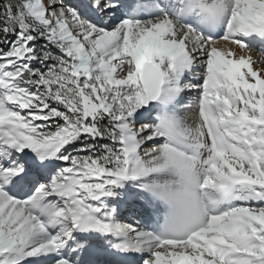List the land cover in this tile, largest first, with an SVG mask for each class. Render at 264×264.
Segmentation results:
<instances>
[{
    "label": "snow or ice",
    "instance_id": "6c2138e0",
    "mask_svg": "<svg viewBox=\"0 0 264 264\" xmlns=\"http://www.w3.org/2000/svg\"><path fill=\"white\" fill-rule=\"evenodd\" d=\"M264 0H0V264H264Z\"/></svg>",
    "mask_w": 264,
    "mask_h": 264
},
{
    "label": "bare ground",
    "instance_id": "6f19581e",
    "mask_svg": "<svg viewBox=\"0 0 264 264\" xmlns=\"http://www.w3.org/2000/svg\"><path fill=\"white\" fill-rule=\"evenodd\" d=\"M252 55L257 60V64L254 66H264V62H261V60H260L261 55H262L261 52L258 53V52L252 51Z\"/></svg>",
    "mask_w": 264,
    "mask_h": 264
},
{
    "label": "rangeland",
    "instance_id": "374dc122",
    "mask_svg": "<svg viewBox=\"0 0 264 264\" xmlns=\"http://www.w3.org/2000/svg\"><path fill=\"white\" fill-rule=\"evenodd\" d=\"M253 51L260 53V51L258 49H253Z\"/></svg>",
    "mask_w": 264,
    "mask_h": 264
}]
</instances>
